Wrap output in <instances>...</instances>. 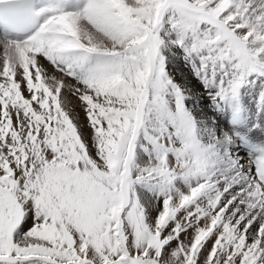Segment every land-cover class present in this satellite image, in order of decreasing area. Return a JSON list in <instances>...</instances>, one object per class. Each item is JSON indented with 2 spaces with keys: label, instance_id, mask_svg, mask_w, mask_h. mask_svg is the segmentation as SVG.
I'll return each instance as SVG.
<instances>
[{
  "label": "snow or ice",
  "instance_id": "obj_1",
  "mask_svg": "<svg viewBox=\"0 0 264 264\" xmlns=\"http://www.w3.org/2000/svg\"><path fill=\"white\" fill-rule=\"evenodd\" d=\"M0 264H264V0H0Z\"/></svg>",
  "mask_w": 264,
  "mask_h": 264
},
{
  "label": "bare ground",
  "instance_id": "obj_2",
  "mask_svg": "<svg viewBox=\"0 0 264 264\" xmlns=\"http://www.w3.org/2000/svg\"><path fill=\"white\" fill-rule=\"evenodd\" d=\"M45 63V65H46V68L48 69H50V65H48L47 63H46V61L44 62ZM171 67V66H170ZM46 68H45V70H46ZM173 71H175L176 73H177V79L179 80V72L180 71H183V69H182V65H181V62H179V61H176L175 62V67L173 68ZM47 72V71H46ZM47 74L48 75H50V76H52V75H55L56 73H55V70L53 69H50V72H47Z\"/></svg>",
  "mask_w": 264,
  "mask_h": 264
},
{
  "label": "rangeland",
  "instance_id": "obj_3",
  "mask_svg": "<svg viewBox=\"0 0 264 264\" xmlns=\"http://www.w3.org/2000/svg\"><path fill=\"white\" fill-rule=\"evenodd\" d=\"M46 63H47V62H46ZM49 67H50V69H52V70H53V68H51V66H49ZM45 68H46V65H45ZM50 69H49V68H48V69L46 68V70H45V71H47V72H50ZM47 72H46V73H47ZM49 76H50V75H49Z\"/></svg>",
  "mask_w": 264,
  "mask_h": 264
}]
</instances>
